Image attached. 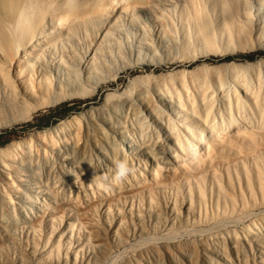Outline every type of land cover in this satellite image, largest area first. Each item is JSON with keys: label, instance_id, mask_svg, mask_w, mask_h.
Here are the masks:
<instances>
[{"label": "bare ground", "instance_id": "obj_1", "mask_svg": "<svg viewBox=\"0 0 264 264\" xmlns=\"http://www.w3.org/2000/svg\"><path fill=\"white\" fill-rule=\"evenodd\" d=\"M261 50L264 0H0V121L92 96L124 69L174 54ZM252 67L195 84L198 99L149 86L185 72L134 75L136 93L106 94L84 123L82 133L94 128L104 143L95 164L74 158L86 149L65 133L76 117L0 152V264H115L155 242L172 263L253 264L250 252L263 264L264 92L260 75L256 85L245 76ZM121 161L132 171L116 184ZM236 220H246L239 232L213 239L249 260L227 257L210 238L178 244L202 222Z\"/></svg>", "mask_w": 264, "mask_h": 264}, {"label": "rangeland", "instance_id": "obj_2", "mask_svg": "<svg viewBox=\"0 0 264 264\" xmlns=\"http://www.w3.org/2000/svg\"><path fill=\"white\" fill-rule=\"evenodd\" d=\"M262 61V62H261ZM251 63L252 68L248 69L245 73L246 78L251 79L254 85L257 84V78L260 75L262 77L260 84L263 87L264 92V50L253 52V53H225L223 56H216L214 58H209L206 56H199L195 59H186L181 58V53L179 56L176 54L171 56L170 63H162L158 66H144L137 68H126L124 69L115 82L110 84L101 85L96 93L92 96L87 97H75L67 99L65 101L59 102L58 104L37 109L31 117L24 119L22 114H17L13 116L16 122H9L8 118H3L0 121V152L4 151L7 148H11L12 145H19V147H24L28 144H34L36 139L34 134L43 132L47 129L55 127L59 124L60 121L68 120L70 117H76L77 120L73 122L72 129L65 131L67 138L77 141L80 144L86 146L85 150H80V153L74 157L76 162H89L95 164V158L98 153H96L95 148L96 144L102 145L104 143L96 140L99 135V132L94 128L88 130V134L85 136L82 133L84 128V123L91 119L95 121L97 118V109L103 103V99L106 94H111L114 96L113 100L116 101V97L121 93V90L125 86H130V90L133 93L137 92L139 86L136 84H131V78L134 75H143L147 73L157 77L159 75H165L167 73L176 74L185 72V76L174 75L172 78H161L158 80H153L150 82L149 86H160L165 88H170L171 86L178 91L183 98L191 97L198 99L199 93L197 91V83H204L206 86H213L214 81L218 77H225L231 79L233 76H242L243 72L239 69H233V65H242L244 63ZM145 69V72L144 70ZM186 86V88L184 87ZM250 103V101H247ZM67 104L69 111L64 114V111H58L57 109L63 105ZM55 110V117L51 118L49 121L48 114L50 111ZM45 140H50L53 138L57 140L56 134L45 135L42 137ZM40 137V140H42ZM85 143V144H84ZM106 148V146H105ZM14 149V148H13ZM16 150V149H15ZM2 156V154H0ZM100 156V155H99ZM178 174L179 171L175 170ZM143 173V171H142ZM179 175H176L178 178ZM182 189V188H181ZM170 191V189L168 190ZM174 191V190H172ZM171 191V192H172ZM182 191H186L184 188ZM148 199V197H147ZM246 220L241 221H232L231 223H223L219 221H206L196 228V230L186 238L191 239L190 242H180L179 245L186 247H197V245L206 239H211V244L218 250L224 252L227 257L235 258L237 254H240L243 258V261L249 260L245 251L242 248L238 249V253L231 248L227 241L213 239L215 236H224L225 233L235 230L236 232L240 231L242 224ZM215 241L214 243L212 241ZM162 246L158 243H153L151 246L145 247L134 253L125 254L115 261V264H136L141 262V259L149 262L150 264H156L155 259L159 258V264H181L180 259L174 261L173 263L164 256V250ZM169 250H172L169 248ZM166 253V251H165ZM154 254L155 256L153 257ZM248 256L253 259L254 263L257 264V256L248 253ZM137 258V261L133 263V259ZM264 258V257H263ZM108 262L107 264H110ZM264 264V259H263Z\"/></svg>", "mask_w": 264, "mask_h": 264}, {"label": "clouds", "instance_id": "obj_3", "mask_svg": "<svg viewBox=\"0 0 264 264\" xmlns=\"http://www.w3.org/2000/svg\"><path fill=\"white\" fill-rule=\"evenodd\" d=\"M132 169L129 167L128 163L126 161H121L116 164V172L115 175L112 178L113 183H121L125 181L128 176L130 175ZM107 179V178H105Z\"/></svg>", "mask_w": 264, "mask_h": 264}, {"label": "trees", "instance_id": "obj_4", "mask_svg": "<svg viewBox=\"0 0 264 264\" xmlns=\"http://www.w3.org/2000/svg\"><path fill=\"white\" fill-rule=\"evenodd\" d=\"M57 110L58 111H64V114H65L66 112L69 111V108H68L67 104H63ZM55 113H56L55 110H52V111L49 112V114H48L49 121L51 120V118H54L55 117L54 116Z\"/></svg>", "mask_w": 264, "mask_h": 264}]
</instances>
